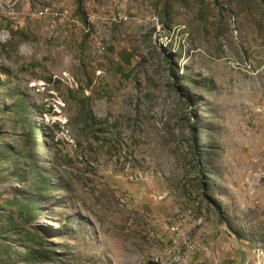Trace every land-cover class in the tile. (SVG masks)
<instances>
[{"label":"rangeland","instance_id":"rangeland-1","mask_svg":"<svg viewBox=\"0 0 264 264\" xmlns=\"http://www.w3.org/2000/svg\"><path fill=\"white\" fill-rule=\"evenodd\" d=\"M264 264V0H0V264Z\"/></svg>","mask_w":264,"mask_h":264},{"label":"trees","instance_id":"trees-1","mask_svg":"<svg viewBox=\"0 0 264 264\" xmlns=\"http://www.w3.org/2000/svg\"><path fill=\"white\" fill-rule=\"evenodd\" d=\"M147 264H160V263L157 262V261L150 260V261L147 262Z\"/></svg>","mask_w":264,"mask_h":264}]
</instances>
